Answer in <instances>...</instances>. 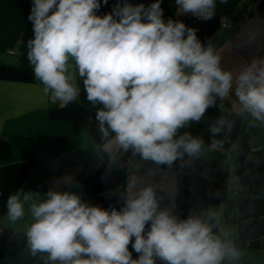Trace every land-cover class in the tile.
<instances>
[{
  "label": "clouds",
  "instance_id": "clouds-1",
  "mask_svg": "<svg viewBox=\"0 0 264 264\" xmlns=\"http://www.w3.org/2000/svg\"><path fill=\"white\" fill-rule=\"evenodd\" d=\"M174 2L177 15L208 21L217 0ZM162 3L115 0L100 14L109 0H31L26 47L34 79L53 104L76 102L82 81L106 149H131L170 167L204 147L202 138L180 130L233 90L241 109L264 122V59L236 75L225 71L214 45L183 21L165 20ZM225 128L231 124L224 118L209 125L210 149L223 143L215 137ZM26 205L28 246L33 255L46 254V264H233L241 255L205 218L181 219L161 207L152 186L138 188L134 179L119 209L89 204L70 189L50 188L42 197L18 189L7 198V219H23Z\"/></svg>",
  "mask_w": 264,
  "mask_h": 264
},
{
  "label": "crops",
  "instance_id": "crops-1",
  "mask_svg": "<svg viewBox=\"0 0 264 264\" xmlns=\"http://www.w3.org/2000/svg\"><path fill=\"white\" fill-rule=\"evenodd\" d=\"M171 1L170 18L196 28L202 43L211 42L225 71L236 75L254 58L264 59V0H240L232 30L220 25L216 9L214 17L204 21L191 14L177 15ZM30 7L31 0H0V264H46V254L33 255L28 246L27 205L23 219L14 223L7 219L9 194L23 189L42 197L50 188L70 189L89 204L119 209L133 179L138 188L152 186L161 207L181 219L205 218L215 234L240 251L233 264H264V122L260 144L253 145L252 116L241 109L233 90L228 97L217 98L199 123L180 130L203 139L197 157L185 155L169 167L144 160L131 149H106L96 107L87 101L82 81L78 80L79 99L60 107L34 79L26 47L33 36L27 19ZM219 118L231 129L215 137L223 143L212 150L209 125ZM124 157L133 166H123ZM230 200L235 206L228 220Z\"/></svg>",
  "mask_w": 264,
  "mask_h": 264
},
{
  "label": "trees",
  "instance_id": "trees-1",
  "mask_svg": "<svg viewBox=\"0 0 264 264\" xmlns=\"http://www.w3.org/2000/svg\"><path fill=\"white\" fill-rule=\"evenodd\" d=\"M240 0H217L216 3V12L220 17H228L234 22L237 20V17L235 15L236 7L238 6ZM108 12V11H106ZM262 122L255 120L253 117H251V130H252V143L253 145H259L260 144V129H261ZM234 201L230 200L226 202V217L228 220L232 219L233 215V209H234Z\"/></svg>",
  "mask_w": 264,
  "mask_h": 264
},
{
  "label": "built area",
  "instance_id": "built-area-1",
  "mask_svg": "<svg viewBox=\"0 0 264 264\" xmlns=\"http://www.w3.org/2000/svg\"><path fill=\"white\" fill-rule=\"evenodd\" d=\"M131 2L133 4L142 2V3H145V5H148L151 2H153V0H131ZM114 3H115V0H109V4H108V6L105 7V10L108 12L111 11V8H112ZM162 8L164 9V18H165V20H167L171 16L172 1L171 0H163ZM219 23L223 28H226L228 30H232L234 28V22L228 17H224V16L220 17ZM9 53H14V50H9ZM103 162L107 163V161H105V160H103ZM121 162H122L123 166H127V167L133 166V162L127 157H124Z\"/></svg>",
  "mask_w": 264,
  "mask_h": 264
}]
</instances>
